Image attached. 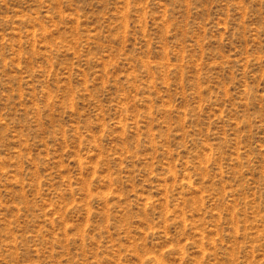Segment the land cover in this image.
Returning a JSON list of instances; mask_svg holds the SVG:
<instances>
[{
    "label": "rangeland",
    "instance_id": "374dc122",
    "mask_svg": "<svg viewBox=\"0 0 264 264\" xmlns=\"http://www.w3.org/2000/svg\"><path fill=\"white\" fill-rule=\"evenodd\" d=\"M0 264H264V0H0Z\"/></svg>",
    "mask_w": 264,
    "mask_h": 264
}]
</instances>
